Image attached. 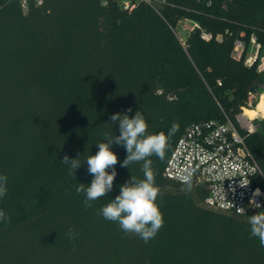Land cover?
<instances>
[{"label":"trees","instance_id":"16d2710c","mask_svg":"<svg viewBox=\"0 0 264 264\" xmlns=\"http://www.w3.org/2000/svg\"><path fill=\"white\" fill-rule=\"evenodd\" d=\"M130 1H137L131 9L122 0H27L24 9L21 0H0V175L8 178L0 199L8 217L0 222V264H264V248L250 238L248 224L264 205L248 214L213 210L204 206L203 183L163 175L186 126L225 117L237 125L235 115L264 70H257L258 60L246 65L234 59L232 46L243 40L245 57L251 35L264 43V0ZM101 17L118 28L138 25L133 39L143 44L148 62L159 46L168 69L170 62H185L192 85H167L147 74L129 41L104 29ZM182 18L197 26L180 43L173 28ZM201 31L210 38H201ZM138 110L149 134L179 125L165 158L150 157L164 226L147 243L99 214L120 185L132 176L143 179V162L121 167L123 146L111 145L118 163L108 196L85 209L84 194L75 191L93 179L86 158L107 142L102 134L119 135L111 116L132 118ZM259 124L255 120L251 133L239 131L264 175ZM65 155L81 163L74 177L61 163Z\"/></svg>","mask_w":264,"mask_h":264},{"label":"clouds","instance_id":"9594fccd","mask_svg":"<svg viewBox=\"0 0 264 264\" xmlns=\"http://www.w3.org/2000/svg\"><path fill=\"white\" fill-rule=\"evenodd\" d=\"M131 111V108L127 110V112ZM110 119L112 125L119 122V135L112 137L108 133L102 134L103 140L107 142H99L96 154L86 158L87 171L93 176V179L87 187L85 184L79 183L75 191L78 194H84L85 209L92 207L93 201L108 196V193L113 189V182L117 175L115 166L118 163V157L111 150V145L115 143L123 146L127 156L121 167L129 169L130 165L143 162L141 169L143 179L132 176L129 181L120 185L119 195L102 206L99 214L107 221L118 223L125 234H134L147 243L164 226L163 213L157 204L160 189L155 183L156 174L152 168L150 157L156 156L160 160L165 158L169 141L179 131V125L174 122L167 134L163 131L158 134H149L146 119L139 110L132 118L127 113L123 115L116 113ZM61 163L68 166L69 174L73 177L75 170L81 166L77 158L69 159L67 155L64 156ZM109 169H111L110 172ZM187 179V177L184 178L186 183ZM7 181L6 175H0V199H3L7 193ZM241 186H247V184H241ZM261 195V190L255 189L249 206L260 209L261 204L255 198ZM237 210L244 213L243 208H237ZM7 220V214L0 209V222H7ZM248 224L250 238H257L259 246L264 248V211L250 215ZM67 237L72 239L73 233L69 232Z\"/></svg>","mask_w":264,"mask_h":264},{"label":"built area","instance_id":"2783aa9c","mask_svg":"<svg viewBox=\"0 0 264 264\" xmlns=\"http://www.w3.org/2000/svg\"><path fill=\"white\" fill-rule=\"evenodd\" d=\"M42 1L33 0L35 4H41ZM143 1L152 4L153 0ZM21 5L25 9L27 0H21ZM122 7L131 9L133 2L122 0ZM200 36L206 40L210 38V34L204 31H201ZM217 39L220 40V36ZM243 51V40L235 39L232 57L237 60L243 58L246 65H252L258 60L257 70H264V43L258 42L251 35L250 50L245 57ZM243 111L244 107L235 115L238 127L228 117L223 121L208 119L186 126L164 165L163 175L169 179L186 183L184 178L187 177V183H203L207 189L204 199L207 208L235 214L258 211L249 206L252 193L257 188L262 195L255 199L261 207L264 205V186L260 185L264 175L239 131V128L246 133L255 131L258 114L249 118ZM241 184L247 186L242 187ZM237 208H243L244 213Z\"/></svg>","mask_w":264,"mask_h":264},{"label":"rangeland","instance_id":"374dc122","mask_svg":"<svg viewBox=\"0 0 264 264\" xmlns=\"http://www.w3.org/2000/svg\"><path fill=\"white\" fill-rule=\"evenodd\" d=\"M136 2L137 1H133V5H135ZM112 22V20H109L105 17H101L100 19L101 26L104 29L110 31L112 30L113 34L118 36L123 41H129L126 43V45L130 46V48L138 55L139 59H141L144 70L147 74L152 77H156L160 80H163V82H165L167 85H170L172 83H175L176 85L178 84L179 86L183 87H190L192 85V82L189 77V69L187 68L185 62H170V69H168V58L166 56H162V51L159 46L158 53L155 54L157 55L156 58H154L155 61L148 62V58L142 55L143 51L141 50V45L143 44L139 43V41H136L135 38L133 39V37L136 36L138 32H141L140 27L138 25H136V27L131 26L130 21H128L127 23L122 25L121 28H118L114 27ZM194 23V21L187 18H182L176 23L173 28V32L180 43H183L185 37L187 36L189 30L192 28ZM114 28H116V30H114ZM240 34L243 33L241 32ZM261 97H264V76H262V78L259 80L257 86L253 90H251V92L248 93L247 104L242 106L241 110L244 107V110L248 109L252 111L256 107V104L258 103ZM248 103H250V105H248ZM257 120L260 123L259 127H264V116L258 115Z\"/></svg>","mask_w":264,"mask_h":264},{"label":"bare ground","instance_id":"6f19581e","mask_svg":"<svg viewBox=\"0 0 264 264\" xmlns=\"http://www.w3.org/2000/svg\"><path fill=\"white\" fill-rule=\"evenodd\" d=\"M243 114L249 118H252L255 115H261L264 116V97H261L258 103L256 104V107L251 111L248 109H245L243 111Z\"/></svg>","mask_w":264,"mask_h":264}]
</instances>
